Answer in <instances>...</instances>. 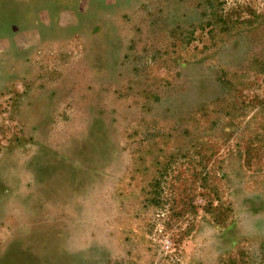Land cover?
<instances>
[{"label": "rangeland", "instance_id": "1", "mask_svg": "<svg viewBox=\"0 0 264 264\" xmlns=\"http://www.w3.org/2000/svg\"><path fill=\"white\" fill-rule=\"evenodd\" d=\"M0 264H264V0H0Z\"/></svg>", "mask_w": 264, "mask_h": 264}]
</instances>
